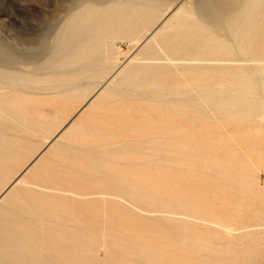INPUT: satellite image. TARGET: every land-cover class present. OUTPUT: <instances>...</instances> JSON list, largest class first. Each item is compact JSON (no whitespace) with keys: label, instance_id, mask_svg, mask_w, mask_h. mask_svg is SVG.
<instances>
[{"label":"bare ground","instance_id":"1","mask_svg":"<svg viewBox=\"0 0 264 264\" xmlns=\"http://www.w3.org/2000/svg\"><path fill=\"white\" fill-rule=\"evenodd\" d=\"M188 2L81 0L58 28L51 44L42 43L35 49L30 70L25 69L22 56L0 41V96L29 90L45 95L66 94L69 98L86 92L90 95L0 192V264H93L95 255L108 242L104 230L107 204L137 209L141 194L151 190V162L155 158L169 159L171 151L167 143L156 145L140 140L126 150L122 144L126 156L102 172L101 192L81 190L72 198L62 194L71 191L68 184L73 183L68 175L89 177L86 164L115 152L118 142L112 137L116 131L114 135L109 130L107 134L106 129L89 132L88 128L89 119L102 112L106 100L125 97L168 102L177 110L193 109L199 119L209 106L220 105L218 115L225 127L241 116L237 109L244 95L241 89H249V79L257 83L253 74L261 66L250 63L264 64V0H193L192 5ZM119 37L134 39L137 51L121 63H117L114 49ZM176 61H185L186 65ZM175 70L190 75L188 87L179 84ZM210 78L225 82L208 84L206 80ZM122 102V112L113 114L116 117L112 120H117V127L123 129L126 126L122 119L130 114V106L127 108ZM7 112L0 100V115L9 118ZM194 118L190 121L194 122ZM30 125L31 121L23 119L12 127L19 132L22 126ZM0 129L9 128L0 122ZM15 130H11L16 134L13 138H22ZM81 135L84 141L77 140ZM11 139L0 136V166L6 165L14 154L17 142ZM112 145L115 148H106ZM53 147L54 157L61 159L68 149L76 160L71 156L62 161L64 169L55 170L42 162V156ZM120 164L127 166L120 168ZM58 173L67 175L58 177ZM246 174V185L254 190L258 187L255 171ZM107 196L115 198L109 200ZM28 197L31 200L27 201ZM90 203L95 204L94 212ZM99 210L102 213L97 214ZM96 220L102 222L99 232L94 231ZM201 221L208 222L205 218ZM221 228L232 231L234 224ZM189 246L193 244L190 242Z\"/></svg>","mask_w":264,"mask_h":264},{"label":"rangeland","instance_id":"2","mask_svg":"<svg viewBox=\"0 0 264 264\" xmlns=\"http://www.w3.org/2000/svg\"><path fill=\"white\" fill-rule=\"evenodd\" d=\"M186 1L193 4V0ZM79 2L81 0H0V41L22 56L25 69L30 70L35 49L42 43L51 44L58 28ZM135 43L130 37H119L114 41L117 63L137 53ZM176 63L186 65L185 61ZM250 64L261 65L253 74L257 83L249 79V89H241L244 95L237 105L241 116L228 127L222 126L221 115H218L220 105L209 106L208 114H201L199 119L189 107L177 110L168 102L125 97L106 100L102 112L89 119V132L99 129L105 132L106 129L107 134L109 130L115 135L116 131L112 138L118 143L114 144L116 148L114 145L106 147L115 148L114 153L85 165L91 172L89 177L68 175L73 184H68L71 191L62 193L67 198L86 189L101 192L102 172L118 163L126 156L124 149L139 144L140 140L156 145L167 143L171 151L169 159L155 158L151 162L154 168L152 188L141 194L137 209L132 206L120 209L118 205L107 204L104 230L108 242L95 255L93 264H206V261L264 264V64ZM173 72L179 84L189 86L190 75L186 71ZM206 81L208 84L225 82L221 78ZM251 86L257 87L252 90ZM89 96L86 92L80 97L69 98L66 94L45 95L33 90L0 96L10 114L9 118L0 115L1 124L9 128L0 129V136L11 137L17 142L7 164L0 166V192L28 166L46 141L76 114ZM121 102L131 108L130 114L122 119L126 126L123 129L117 127V120H112L116 117L113 114L122 112ZM191 117H195L194 122L190 121ZM23 119L31 121V125L22 126L23 130L18 132L12 126ZM109 123L111 126L107 125ZM11 130L22 138L14 139L16 134ZM79 139L85 140L83 135L77 137ZM54 150L53 147L42 156V162L59 171L64 169L62 161L71 159L73 154L67 149L64 157L58 159L53 156ZM252 170L258 183L254 190L246 185V173ZM63 175L67 174H57L58 177ZM111 198L115 197L107 196V199ZM94 205H89L92 212ZM99 213L102 211H97ZM202 218L208 222L201 221ZM229 224H234L232 231L221 228V225ZM101 229L102 222L96 220L94 231ZM190 242L193 247L189 246Z\"/></svg>","mask_w":264,"mask_h":264}]
</instances>
